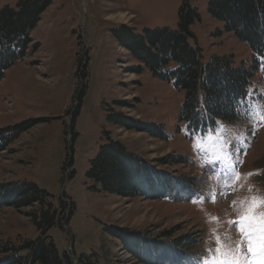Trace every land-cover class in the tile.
Instances as JSON below:
<instances>
[{
    "label": "rangeland",
    "instance_id": "obj_1",
    "mask_svg": "<svg viewBox=\"0 0 264 264\" xmlns=\"http://www.w3.org/2000/svg\"><path fill=\"white\" fill-rule=\"evenodd\" d=\"M19 1L0 0V10L15 8ZM209 2L51 0L30 31L34 48L0 80V136L13 124L26 127L0 151V183L32 182L53 203L62 199L70 209L72 202L67 226L48 229L60 254L68 253L81 264H143L106 230L116 227L138 230L156 241L186 244L189 259L184 264H218L238 252L240 236L230 221L264 197V57L255 56L226 30L209 12ZM183 6L197 13L189 29L204 63L226 57L253 72L245 114L220 121L203 134L189 132L178 122L183 92L144 66L134 72L136 61L112 32L123 24L136 33L179 30ZM122 114L162 126L166 139L119 126ZM109 140L151 162L182 156L184 164L158 168L195 184L184 187L180 201L96 190L99 185L86 171ZM32 211L1 208L0 239L17 243L39 236L29 216ZM152 256L149 261L157 264Z\"/></svg>",
    "mask_w": 264,
    "mask_h": 264
},
{
    "label": "trees",
    "instance_id": "obj_2",
    "mask_svg": "<svg viewBox=\"0 0 264 264\" xmlns=\"http://www.w3.org/2000/svg\"><path fill=\"white\" fill-rule=\"evenodd\" d=\"M51 0H21L15 8L8 6L0 10V80L16 60L21 59L31 44L30 31L38 22L41 13ZM179 12V30L159 28L136 33L127 25L114 29L116 42L129 52L136 61L134 72L142 66L155 77L173 83L183 96L178 111V122L189 132L203 134L214 129L218 122H230L246 112L248 87L252 70L234 66L226 57H211L202 61L201 51L193 46V34L189 24L197 13L191 9ZM212 16L221 20L226 30L248 46L255 56L264 57V0H210ZM79 106V104H78ZM78 106L74 115L78 111ZM119 126L126 129L147 132L150 136L166 139L162 126L149 124L127 115L117 118ZM26 127L22 123L10 126L0 136V151L17 138ZM180 155H166L153 162L127 150L122 143L109 140L102 144L96 156L90 161L86 177L99 185V189L111 194L145 199L173 197L180 201L188 184L172 172L158 168L164 164H184ZM65 201L53 203L50 195L32 182L12 180L0 183V209L32 208L29 213L37 224L39 236L13 242L0 239V264H81L68 253L60 254L48 234L51 226L64 229L72 214ZM36 210V211H35ZM113 228V227H111ZM112 236L119 238L122 245L143 264H184L189 255L186 244L152 240L138 230L106 228ZM165 234L164 232L162 233ZM160 251L163 259L159 260ZM170 257V258H169Z\"/></svg>",
    "mask_w": 264,
    "mask_h": 264
},
{
    "label": "snow or ice",
    "instance_id": "obj_3",
    "mask_svg": "<svg viewBox=\"0 0 264 264\" xmlns=\"http://www.w3.org/2000/svg\"><path fill=\"white\" fill-rule=\"evenodd\" d=\"M0 56H3L2 49ZM230 226H234L240 236L238 252L233 254L232 259L225 256L218 264H264V197L238 219L230 221ZM219 244L220 240L217 239V245ZM216 251H220L219 247Z\"/></svg>",
    "mask_w": 264,
    "mask_h": 264
}]
</instances>
